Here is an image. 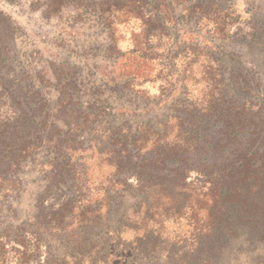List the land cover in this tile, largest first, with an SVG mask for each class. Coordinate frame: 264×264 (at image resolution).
I'll return each instance as SVG.
<instances>
[{"label":"rangeland","instance_id":"374dc122","mask_svg":"<svg viewBox=\"0 0 264 264\" xmlns=\"http://www.w3.org/2000/svg\"><path fill=\"white\" fill-rule=\"evenodd\" d=\"M12 93L46 123L21 118L37 145L3 173L0 264H264L245 229L210 251L186 209L146 217L113 158L216 99L264 118V0H0V123Z\"/></svg>","mask_w":264,"mask_h":264},{"label":"trees","instance_id":"16d2710c","mask_svg":"<svg viewBox=\"0 0 264 264\" xmlns=\"http://www.w3.org/2000/svg\"><path fill=\"white\" fill-rule=\"evenodd\" d=\"M189 8L202 10L198 5ZM9 100L15 104V117L14 124L0 123V184L7 180L3 173L18 168L37 145L30 137L33 130L22 133L21 118L46 123V116L28 114L24 97L12 93ZM62 100L64 105L74 103L66 91ZM44 108L40 105L36 110ZM171 118L177 119L175 130L159 132L150 127L149 135L137 137L134 152L125 139L120 141L113 157L120 176L115 185L146 191L141 205L146 217L163 211L166 204L169 210L186 209L188 219L201 222L213 238L210 251L221 249L241 229L250 241L264 240V118L248 114L243 104L223 99L213 101L206 113L179 112ZM214 124L218 125L216 132L206 135ZM73 197L64 203L73 204Z\"/></svg>","mask_w":264,"mask_h":264}]
</instances>
